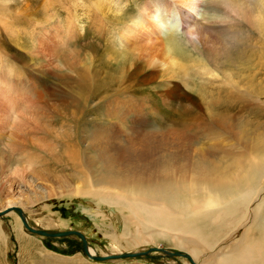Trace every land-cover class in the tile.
Here are the masks:
<instances>
[{
	"label": "rangeland",
	"instance_id": "rangeland-1",
	"mask_svg": "<svg viewBox=\"0 0 264 264\" xmlns=\"http://www.w3.org/2000/svg\"><path fill=\"white\" fill-rule=\"evenodd\" d=\"M235 1L260 5L259 0H203L201 15L176 34L183 51L168 54L167 39L146 36L145 16L133 22L134 34L118 39L141 14L142 0H108L100 8L98 0H0V210L12 203L36 229L83 230L100 255L109 254L92 262L76 237L43 236L21 226L31 240L22 249L12 220L19 217L10 210L0 217L5 238L0 264H42L41 252L61 264H201L237 242L243 229L226 239L227 227L217 228L224 219L194 226L209 239L191 241L202 251L203 258H197L155 219L134 222L127 206L84 194L112 188L115 180L120 189H134L139 182L136 187L145 188L163 172L183 170L186 179L197 164L205 166L201 160L252 155L246 156L264 139V33L252 18H223L226 5ZM192 27L201 33L202 45L186 35ZM85 76L89 83L83 88ZM85 202L101 207L102 218L92 217ZM108 214H119V221L104 219ZM195 216L181 223L191 227ZM147 234L144 252L119 254ZM187 234L190 242L193 236ZM250 234L257 239L259 232ZM262 260L231 258L236 264Z\"/></svg>",
	"mask_w": 264,
	"mask_h": 264
},
{
	"label": "bare ground",
	"instance_id": "bare-ground-1",
	"mask_svg": "<svg viewBox=\"0 0 264 264\" xmlns=\"http://www.w3.org/2000/svg\"><path fill=\"white\" fill-rule=\"evenodd\" d=\"M98 1L101 3H97L96 7L100 8L102 5H104V1H108V0H98ZM116 1L117 0H112V2H116ZM214 1H217V0H214ZM242 1L247 3V1H244V0ZM257 1L258 0L254 2H257ZM257 3H259L261 6L258 4L256 5L253 4V6L255 5V7L253 8L244 3H237L233 5L234 3L231 2V4L226 5L227 8L224 9L225 16H223V18L225 17V20L231 18L232 16L238 17V19L241 18V20L243 17H244L243 18L244 20H250L252 18L254 21L257 22L260 28L259 30L263 34L264 33V27H263L264 25V0H259V2ZM202 4H203V0H142L141 6H140L141 14L138 15V18H132V20H130V23H133L135 21H139V23H141L145 21L146 19L144 18L142 19L143 16L148 18V26L150 27V30L146 32L147 33L146 36L150 37L151 34L154 35L155 33L160 34L162 37L167 39L164 42L166 52L168 54L169 53L175 54L176 49L177 51L179 50L183 51V48H182L183 45L178 40L176 34L179 32V30L182 31L185 28V26H190L189 22L190 20L195 19V16L197 17L201 15L199 14V12H200V8L203 7ZM225 4H227V2ZM148 10H150V12L144 13V12H147ZM214 15L213 17L217 18L216 16L217 14L215 16ZM135 24L136 23H133V26L132 24H129L125 29H122V34L118 36V39L124 40L127 37V35L134 34ZM198 26L199 25H197V27ZM197 27H192L188 32H186V35H188L190 39H194L195 42L200 43L201 39L199 38V36L201 33L197 30ZM203 38L205 39V35L203 36ZM212 41H215V40H212ZM204 42H203V45H208V42L206 39ZM200 45H202V42ZM195 49H198V47L196 46L194 50ZM183 53L184 52L180 54H183ZM176 57L178 59L177 55ZM199 59L200 58H198V60ZM198 60L196 58L197 62H199ZM202 61L203 60H201L200 62L202 63ZM171 64L174 66L173 67L174 69H177L178 67H180L179 64L175 60L172 61ZM242 66H245V67L248 66L247 61L244 64H242ZM80 75H81L80 78H83V76L85 75V71H82ZM87 83L89 82L85 76V83H82L80 81V85H82V87L84 88L86 87L85 85H87ZM1 89L3 92L6 90V88L4 87H2ZM228 104L230 105V103ZM188 120L189 119H187L186 121ZM212 120H214V116L212 117ZM251 152L252 153L249 152V154H246V156L252 154L250 156H247L248 158H243L242 156H233L230 158L227 156V154H224L223 159H228V158L230 159L229 160H219L216 162H211V161L204 162L203 160H201L203 163H205V166H202V165L199 166V164H197L198 167L197 166L193 167L192 170L194 169L195 170L191 172L192 174L189 177L190 179L187 177L189 179L188 180L189 182L187 181L188 183L184 182L186 181L187 178L184 179L186 175H184L183 170H180V171L172 172V175L176 174L177 172L179 173L178 175H176V177H173L174 175L172 176L171 174H168L167 172H163L165 174L163 177L159 178V176H157L158 178L157 177H156L157 179L155 178L156 181L152 180L150 184L145 186V188L143 187L144 189L140 187L143 184V182L136 183V185L137 184H141V185L139 187H136L135 185L134 189L127 190L128 187L127 189L126 187L120 189L116 186L118 185L117 184L118 182L115 180L112 184H109L110 186H112V188H107L105 186H100L96 188L92 187L93 188L92 190L88 189L86 190V192H84V194L85 193H89L91 195L93 194L94 196L102 199L104 202H106L105 200H108V201L112 200L111 202L115 203L113 200H116L119 206H122V205L127 206L131 219L134 222L138 223L140 219L142 220L145 218H147L149 221H153L155 219L156 226L158 225L163 226L165 228V229H162L163 232L173 233L174 231V234H172L173 239L181 243L183 246L187 247V249L190 250L191 253H197V258L202 257L203 255V254L201 255L202 251L199 250L196 252L197 249H195L192 244L197 242L198 239H199L198 240L199 242L201 240L204 243H208L209 239L207 238V235L205 237V235L201 233V231L199 230L200 228L198 227L194 228V226L196 227L197 225H204V223L208 221H210L211 224L215 225V222L224 219L225 221L223 222V224L221 226L218 225L217 228L219 229L221 227L223 228L227 227V229L224 230L223 234L226 235L230 233V235L228 236L224 235L226 239L229 237H232L234 232L237 233L238 230L240 229L241 230L243 229L242 234L237 238V242L232 243L231 246H228V248L223 253L220 252V254H218V257L223 258L224 261L218 257L217 258L210 257V259H208L207 257L206 259L202 260L201 264H236V263H232L231 261V258H234V257H238L241 260H244L247 262L249 258L251 259V261H253V260H261V257H262L263 258L262 264H264V139L259 141L256 144V146L253 148V151L251 150ZM178 177L180 178L178 179ZM137 179L138 178H134V180H137ZM135 182L136 181H133V184H135ZM78 192L80 191L76 189V193ZM81 193L83 192L81 191L78 194H81ZM85 203L87 204V202ZM87 205H88L87 212L91 213L92 217L95 216V218L96 217L102 218L103 212L101 210L102 209L101 207L99 206L96 207L94 204H91V203H88ZM6 207H15V206H13L12 203H8ZM13 212H16V211L13 210ZM13 212L7 211L4 214L6 213L12 214ZM113 212H115V210ZM22 214H23V211H22ZM191 214H196V216L192 220V222L194 223L193 226L189 227L181 223V222H184ZM118 215L111 214L109 215V217L107 216L104 219H109L112 223L114 222L116 223L119 221ZM23 216L26 222L29 224V220L27 219V217H25V215ZM62 216L67 217L66 214H63ZM234 217H241V218H239L240 220L238 219L239 220L238 222H234V220H232L234 219ZM12 220L14 223L13 228L16 230L17 239L22 245V249H25L26 247L30 245L31 240L23 232L21 228L22 227L25 229L27 228L22 223L20 217L19 219H17L15 216H12ZM235 223H238V224L234 225ZM54 224L61 225L63 223L59 222V223H54ZM51 225H49L47 222L44 224V227L48 228ZM206 227L209 228L210 230L214 229L212 228V225L211 226L209 225ZM58 228H62V227H58ZM234 228H236L237 230ZM253 230H257L259 232L257 239H254L253 237H251L250 232L251 231L253 232ZM68 231L77 232V230H68ZM50 232H55V231H50ZM80 232H81L80 234L83 235L86 246H87V250H86L87 253L84 250H82V254L85 255L84 257L90 259L92 262H99L102 258L109 255V254L100 255L101 251H99V248H97V246L95 247L94 245L90 243L86 235V232H83V230ZM187 233L193 236V239L189 240L190 242H188L187 240L188 238H185L184 236V235L187 236L188 235ZM2 234H3V229L0 223V239L2 238V240L4 241L5 238L2 237ZM66 236L76 237L77 239L81 241L79 235L77 234L71 233ZM148 236L149 234H147L146 236L145 235L141 236L140 240L136 241L138 243L136 247L130 248L129 250L123 249L124 251L119 252V254L124 253L125 255L130 256V255H133L132 253L144 252L145 249H143V246ZM86 239L88 240V242ZM110 241H111L112 246L117 245V243L115 242V241H118L117 235H113L112 240ZM191 241H194V242L192 243ZM213 241L214 240H212V243ZM131 249H134V250H131ZM113 250L115 251L116 249L113 248ZM260 251L262 252V256H261ZM168 252L171 253V251H168ZM41 253L43 254L40 259V262L42 264H61L62 263L60 259L53 257L51 254H48V253L44 254L43 252ZM160 253L161 252L158 251L157 255H159ZM180 253L183 255L181 251ZM111 255L113 254H110V256ZM208 255H210V253ZM100 257L102 258L98 259ZM131 261L134 262L135 260H131Z\"/></svg>",
	"mask_w": 264,
	"mask_h": 264
},
{
	"label": "water",
	"instance_id": "water-1",
	"mask_svg": "<svg viewBox=\"0 0 264 264\" xmlns=\"http://www.w3.org/2000/svg\"><path fill=\"white\" fill-rule=\"evenodd\" d=\"M14 210L17 212V214L19 215L22 223L24 224V226L32 233H36L38 235H43V236H49V237H60V236H64V235H69L71 233H74V234H77L79 235L80 239H81V243H82V247H83V250L87 253V246H86V243H85V239L83 237L82 234L78 233V232H74V231H55V232H50V231H46L44 229H36V228H33L31 227L25 220L23 214H22V211L21 209L19 208H16V207H7L5 208L4 210H0V217L7 211H10V210ZM162 253H165L166 255L168 256H171L170 253H167V251H162ZM148 253L146 252L145 255H147ZM136 254L134 255H130V256H134L135 257ZM138 255V254H137ZM150 257V256H149ZM102 257L98 258V259H101Z\"/></svg>",
	"mask_w": 264,
	"mask_h": 264
}]
</instances>
